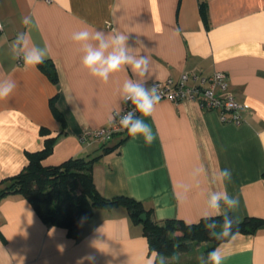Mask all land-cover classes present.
Instances as JSON below:
<instances>
[{
	"label": "crops",
	"instance_id": "1",
	"mask_svg": "<svg viewBox=\"0 0 264 264\" xmlns=\"http://www.w3.org/2000/svg\"><path fill=\"white\" fill-rule=\"evenodd\" d=\"M26 15L33 18L28 26L21 23ZM0 18V79L17 84L9 98L0 100V185L19 174L28 153L43 149L47 138H55V144L45 165L102 153L103 142L83 144L79 135L107 126L108 116L124 104L118 89L125 79L139 78L127 67L107 83L90 75L81 64L80 46L70 39L90 25L128 35L133 52L148 56L152 76L146 87L156 80H178L183 73L221 70L236 98L249 105L245 121L236 125L222 122L219 112L197 101L161 99L151 116L142 117L155 137L150 145L129 136L95 163L99 192L108 199L142 202L154 220L194 224L207 210L209 192L226 190L239 199L230 212L237 221L264 220V150L257 136L264 132V0H0ZM25 31L34 44L46 47L44 61L55 64L57 83L39 65L26 68L13 56L11 43ZM197 166L205 174L194 182L190 174ZM223 168L231 169V182L214 184L213 175ZM183 183L193 185L186 197ZM204 243L175 257L158 256L143 225L124 206L96 209L72 237L66 228L46 222L23 195L0 201V264H156L161 259L199 264L206 257ZM218 246L225 256L222 264H264V225Z\"/></svg>",
	"mask_w": 264,
	"mask_h": 264
},
{
	"label": "trees",
	"instance_id": "2",
	"mask_svg": "<svg viewBox=\"0 0 264 264\" xmlns=\"http://www.w3.org/2000/svg\"><path fill=\"white\" fill-rule=\"evenodd\" d=\"M201 13L206 19L207 13L204 5L201 6ZM39 67L53 82H58L59 74L53 62L43 61ZM52 108L56 116L61 117L54 102H52ZM117 136L123 137L116 144L106 146ZM128 137L127 130L118 133L112 140L102 143L100 155L73 157L58 165L44 164L53 153L55 144V138H47L43 149L28 153V164L19 174L1 183L0 201L8 195L21 194L33 204L46 222L66 228L72 237H78L81 224L89 219L96 209L124 206L129 211L132 220L143 225V231L149 240L150 247L158 256L175 257L178 252L188 250L194 242H208L210 244L205 250L207 256L217 244L228 240L213 238L205 229L203 219L190 226L180 219L157 221L152 217V209L146 208L142 202L128 197L108 199L99 192L93 177L95 163L104 154L117 149ZM143 214L147 216L145 221L141 220ZM229 214L236 220L232 213ZM215 219L218 224L223 222L222 216H216ZM262 225H264L262 218L246 217L243 221L234 224L233 232L252 234Z\"/></svg>",
	"mask_w": 264,
	"mask_h": 264
},
{
	"label": "clouds",
	"instance_id": "3",
	"mask_svg": "<svg viewBox=\"0 0 264 264\" xmlns=\"http://www.w3.org/2000/svg\"><path fill=\"white\" fill-rule=\"evenodd\" d=\"M21 23L28 26L33 23L31 15L21 18ZM0 24V30L3 29ZM70 39L80 46L83 53L81 57L82 66L88 70L90 75L97 80L107 83L113 74L122 71L125 67L130 69L134 77L139 79H125L122 86L118 89V96L121 101L127 104L129 101L134 105V110H129L123 115L119 111L110 114L107 118L109 124L115 123L119 117V126L127 130L128 135L133 139L143 137L146 144H151L155 137L151 126L142 117L151 116L156 105L160 102L161 96L158 87L153 84L146 87L147 79H151L150 61L147 55H137L128 46V35L121 32L105 33L98 29L85 25L80 30L72 32ZM13 56L22 60L23 65L36 67L43 63L47 51L46 47H40L32 42L29 32H20L11 43ZM17 87L16 81L11 78L0 79V100L9 98ZM139 112L141 116H136ZM260 148L264 150V132H257ZM205 174L203 166L195 167L191 172L192 181ZM232 171L229 168L218 170L213 175L212 182L226 184L231 182ZM192 184L183 183L180 185L185 194L191 190ZM239 206V199L228 194L226 190L210 191L207 199V210L202 212L201 218L205 221L204 227L209 234L217 239L236 238L237 233L233 232L236 221L229 213L234 212ZM222 216V223L218 224L215 217ZM186 223L191 224L190 221ZM219 228V231L217 229ZM225 256L221 247H216L208 252L206 257H200L199 264H222ZM160 264H164L161 259Z\"/></svg>",
	"mask_w": 264,
	"mask_h": 264
},
{
	"label": "built area",
	"instance_id": "4",
	"mask_svg": "<svg viewBox=\"0 0 264 264\" xmlns=\"http://www.w3.org/2000/svg\"><path fill=\"white\" fill-rule=\"evenodd\" d=\"M0 24H3L1 18ZM189 80L193 81L191 85ZM153 84L158 87L161 99H168L175 103L185 100L197 101L202 108L219 112L220 120L224 123L241 125L245 121L244 113L249 109V105L239 101L230 90L229 76L221 70H216L211 75H204L198 72L192 74L183 73L178 80H173L172 78L156 80L150 87ZM134 107L129 101L127 104L124 103L123 107L117 111L123 115L129 110H134ZM139 114V112L135 113L136 116H139ZM125 131L120 128L119 117H117L115 123L100 128L84 130L79 135V141L83 144L88 143L90 140L108 142L116 134Z\"/></svg>",
	"mask_w": 264,
	"mask_h": 264
},
{
	"label": "rangeland",
	"instance_id": "5",
	"mask_svg": "<svg viewBox=\"0 0 264 264\" xmlns=\"http://www.w3.org/2000/svg\"><path fill=\"white\" fill-rule=\"evenodd\" d=\"M199 243H197V242H194V243H192L191 244V248H197L199 245H198ZM208 244H210V243H204V244H201V247L203 248V250H205L206 249V247H207V245Z\"/></svg>",
	"mask_w": 264,
	"mask_h": 264
},
{
	"label": "water",
	"instance_id": "6",
	"mask_svg": "<svg viewBox=\"0 0 264 264\" xmlns=\"http://www.w3.org/2000/svg\"><path fill=\"white\" fill-rule=\"evenodd\" d=\"M146 219H147L146 214L141 215V220H142V221H145Z\"/></svg>",
	"mask_w": 264,
	"mask_h": 264
}]
</instances>
